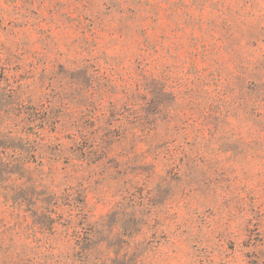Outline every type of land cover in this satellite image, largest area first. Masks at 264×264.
Returning <instances> with one entry per match:
<instances>
[{"label":"rangeland","instance_id":"obj_1","mask_svg":"<svg viewBox=\"0 0 264 264\" xmlns=\"http://www.w3.org/2000/svg\"><path fill=\"white\" fill-rule=\"evenodd\" d=\"M0 134V264H264V0H0Z\"/></svg>","mask_w":264,"mask_h":264},{"label":"trees","instance_id":"obj_2","mask_svg":"<svg viewBox=\"0 0 264 264\" xmlns=\"http://www.w3.org/2000/svg\"><path fill=\"white\" fill-rule=\"evenodd\" d=\"M37 156L35 147L29 141H23L12 135L0 134V195L5 201L10 202L12 206H20L33 218H42L44 215L49 220L40 221L52 229L55 219L51 218L47 212H53L52 196L41 197L34 184L27 186H11L9 182L24 180L27 177L26 168L29 162H35ZM31 178H28L29 182ZM42 202L41 210L45 213H39L38 203Z\"/></svg>","mask_w":264,"mask_h":264}]
</instances>
